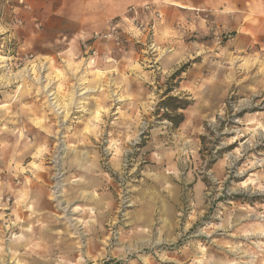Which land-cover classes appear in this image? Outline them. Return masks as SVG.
Here are the masks:
<instances>
[{
	"label": "rangeland",
	"instance_id": "obj_1",
	"mask_svg": "<svg viewBox=\"0 0 264 264\" xmlns=\"http://www.w3.org/2000/svg\"><path fill=\"white\" fill-rule=\"evenodd\" d=\"M8 7L0 264H264V51L142 12L120 48L37 57ZM166 90L190 102L177 127L154 113Z\"/></svg>",
	"mask_w": 264,
	"mask_h": 264
},
{
	"label": "crops",
	"instance_id": "obj_2",
	"mask_svg": "<svg viewBox=\"0 0 264 264\" xmlns=\"http://www.w3.org/2000/svg\"><path fill=\"white\" fill-rule=\"evenodd\" d=\"M24 3V7H19L11 0L8 8L16 6L10 12L22 21V27H14L7 38L17 42L23 39L37 57L50 56L55 49L62 50L92 33L103 32L110 21L123 17L129 8L142 13L145 7L148 9L142 13L147 15L145 18L153 17L154 12L162 15L155 24L159 29L168 28L177 34H205L208 26L218 31L227 29L234 32L232 45L237 49L255 47V51H264V0H24Z\"/></svg>",
	"mask_w": 264,
	"mask_h": 264
},
{
	"label": "built area",
	"instance_id": "obj_3",
	"mask_svg": "<svg viewBox=\"0 0 264 264\" xmlns=\"http://www.w3.org/2000/svg\"><path fill=\"white\" fill-rule=\"evenodd\" d=\"M9 3H11V0H5V4L8 5ZM14 3L16 4V6L19 7L25 6L24 0H14ZM16 6H12V11L15 10ZM147 10H148L147 7L142 9L143 12H147ZM139 14H140L139 10L135 8H129L123 17L110 21L107 25V28L103 32L92 33L89 37L84 39L82 41L84 47H88L90 49L92 44H95L97 42H109V41H112L117 48L122 47L123 31L120 29V24L129 23L134 27L138 28V26H136L134 22ZM155 14H157V16L159 17L158 13ZM11 18H12L11 19L12 27H22L21 20L14 17ZM35 28L38 29L37 24L35 25Z\"/></svg>",
	"mask_w": 264,
	"mask_h": 264
},
{
	"label": "trees",
	"instance_id": "obj_4",
	"mask_svg": "<svg viewBox=\"0 0 264 264\" xmlns=\"http://www.w3.org/2000/svg\"><path fill=\"white\" fill-rule=\"evenodd\" d=\"M183 71L176 72L170 79L173 80L175 77H178V75ZM171 91H165L163 94L161 101L157 104L155 114L159 115V112L162 111L163 114L161 117L171 123L174 127H177L182 121L183 116L182 114L172 115L171 113L175 114L178 110L184 111L188 106H190V102L186 100H182L176 97H167V95ZM204 140V138H201ZM100 264H122L121 262L106 259L102 261Z\"/></svg>",
	"mask_w": 264,
	"mask_h": 264
},
{
	"label": "bare ground",
	"instance_id": "obj_5",
	"mask_svg": "<svg viewBox=\"0 0 264 264\" xmlns=\"http://www.w3.org/2000/svg\"><path fill=\"white\" fill-rule=\"evenodd\" d=\"M78 210V208H76ZM15 238V237H14ZM5 260V259H4ZM3 263V262H2Z\"/></svg>",
	"mask_w": 264,
	"mask_h": 264
}]
</instances>
